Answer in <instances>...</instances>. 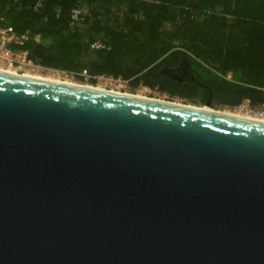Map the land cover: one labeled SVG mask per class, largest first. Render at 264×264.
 <instances>
[{
	"label": "water",
	"instance_id": "water-1",
	"mask_svg": "<svg viewBox=\"0 0 264 264\" xmlns=\"http://www.w3.org/2000/svg\"><path fill=\"white\" fill-rule=\"evenodd\" d=\"M204 106L0 72V264H264V122Z\"/></svg>",
	"mask_w": 264,
	"mask_h": 264
},
{
	"label": "trees",
	"instance_id": "trees-1",
	"mask_svg": "<svg viewBox=\"0 0 264 264\" xmlns=\"http://www.w3.org/2000/svg\"><path fill=\"white\" fill-rule=\"evenodd\" d=\"M5 25L27 36L11 50L47 69L119 79L194 104L204 105L197 95L210 91L216 106H264V0H0ZM183 59L194 81L161 72Z\"/></svg>",
	"mask_w": 264,
	"mask_h": 264
},
{
	"label": "built area",
	"instance_id": "built-area-1",
	"mask_svg": "<svg viewBox=\"0 0 264 264\" xmlns=\"http://www.w3.org/2000/svg\"><path fill=\"white\" fill-rule=\"evenodd\" d=\"M78 13L79 11H76L73 14V18H76ZM34 40L36 42H40V37L37 35L35 36ZM26 41H27V36L17 34L11 26L5 25L0 28V68H4V69L9 68L14 71L15 75H23L26 71H31V70H34L35 68L57 71L59 74H62L65 77H68V75H70V73H67V72L47 69V68L35 65L31 60H29L27 51L11 50L10 46L14 45V46L22 47L24 46V43ZM80 76L90 79V77L87 76L86 73H82ZM96 80L97 82L99 80H103V77H96L94 81ZM114 80H119V79H114ZM123 82H126V81H123ZM142 88L145 89L148 92V94H156V95L161 94L162 98H164L166 101L184 102L177 98L168 97L166 94H162L158 92L157 90H150L149 88H146V87H142ZM224 108H230V109L239 108V109H242L243 111L249 112L250 114L252 113L254 115L264 116V106L254 107L251 105L249 100H243L241 104L236 107L225 106Z\"/></svg>",
	"mask_w": 264,
	"mask_h": 264
},
{
	"label": "rangeland",
	"instance_id": "rangeland-1",
	"mask_svg": "<svg viewBox=\"0 0 264 264\" xmlns=\"http://www.w3.org/2000/svg\"><path fill=\"white\" fill-rule=\"evenodd\" d=\"M80 12L81 13H85L86 9L85 8H81ZM112 12L117 14V13H120L121 10L119 11V10H117L116 6H113L112 7ZM74 19H76V18H74ZM167 28H169V26H167ZM33 71L41 72V73L46 74V75L51 74V75H54L57 78L65 79V80L71 81V82H73L75 84H78V85L93 86V87L101 86V87H105V89H107L108 91L119 90L122 93H128V94H133V95L142 94V95L147 96L146 92L143 91L142 87H138L136 89H131L127 82H123L121 80H114V79H111V78L103 77V80H99L98 82H97V80L94 81V82H91L90 79H87V78H84L83 76H80L81 74L80 75L70 74V75H68V77H65L64 75L59 74L57 71H52V70H44V69H40V68H35ZM148 95H149V97L147 96L148 98H155V100L157 98V100L166 101L164 98H162L161 94H159L160 96L156 95V94H148ZM176 102L182 103L180 101H176ZM188 104H191V105H194V106H201V105L190 103V102ZM212 109L220 110V111L227 110V109H224V107H214Z\"/></svg>",
	"mask_w": 264,
	"mask_h": 264
},
{
	"label": "bare ground",
	"instance_id": "bare-ground-1",
	"mask_svg": "<svg viewBox=\"0 0 264 264\" xmlns=\"http://www.w3.org/2000/svg\"><path fill=\"white\" fill-rule=\"evenodd\" d=\"M0 72L8 73V74H14L15 75L14 71L9 69V68H5V69L4 68H0ZM22 76L28 77V78L44 79V80H47V81H50V82H55V83L69 84V85H75V86H83V87L92 88V89H100V90H103V91H106V92H111V93H116V94L132 95V96H136V97L143 98V99H147L149 97L148 96V92L145 89H143V91L146 92L148 97L145 96V95H142V94L133 95V94H128V93H122L119 90L108 91L107 89H105V87H101V86L93 87V86L78 85V84H75V83H73L71 81L57 78L54 75H51V74L46 75V74H43L41 72H36V71H33V70H31V72L30 71H26ZM153 99H155V98H153ZM156 100H157V98H156ZM158 101H161V100H158ZM175 104H182V103H178V102L175 101ZM202 109L204 111H217L218 113H221V114H224V115H228V116H235V117H241V118H246V119H251V120H255V121L264 122V116L254 115L252 113L250 114L249 112L243 111L242 109H239V108H237V109L224 108V109H227V110L220 111V110H214L212 108H207V107L204 106V107H202Z\"/></svg>",
	"mask_w": 264,
	"mask_h": 264
},
{
	"label": "flooded vegetation",
	"instance_id": "flooded-vegetation-1",
	"mask_svg": "<svg viewBox=\"0 0 264 264\" xmlns=\"http://www.w3.org/2000/svg\"><path fill=\"white\" fill-rule=\"evenodd\" d=\"M183 61H184V63L183 64L182 63L179 64V66L177 68H164V69H167L169 72H171L172 75H176V76L181 77L182 78L181 81L176 80L180 84H183L186 79H189L190 81H194V77H193V75L191 73V66L189 65V63L185 59H183ZM165 76L168 77V78H171L170 75H168V74L165 75ZM171 79H173V78H171ZM173 80H175V79H173ZM197 85L200 86V87H202L204 90H207V87L205 85H202V84H197ZM183 89H185V87H183ZM209 94L210 95H197V96H199L200 98H205L206 99L205 104L208 101H210V106L212 108H214V107H223V106H216V105H214V103H212V100H211V96L212 95H211V92L210 91H209ZM168 97H170V96H168ZM174 98H177V99L182 100V101H184L186 103L187 102L189 103V101H186V100L181 99L179 97H174ZM198 105H201V104H198Z\"/></svg>",
	"mask_w": 264,
	"mask_h": 264
}]
</instances>
